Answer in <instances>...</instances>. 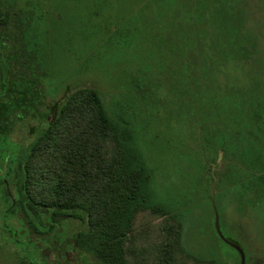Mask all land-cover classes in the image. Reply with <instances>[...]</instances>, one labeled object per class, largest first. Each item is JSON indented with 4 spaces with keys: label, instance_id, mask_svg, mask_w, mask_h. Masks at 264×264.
Wrapping results in <instances>:
<instances>
[{
    "label": "rangeland",
    "instance_id": "374dc122",
    "mask_svg": "<svg viewBox=\"0 0 264 264\" xmlns=\"http://www.w3.org/2000/svg\"><path fill=\"white\" fill-rule=\"evenodd\" d=\"M39 1L49 14L43 25L68 14L60 0ZM113 5L105 35L97 30L102 18L98 28L93 16L81 26L84 13L75 10L72 26H65L68 42L55 44L56 74L42 86L8 84L12 98L0 100V176L43 130L28 161L31 195L41 202L93 201L116 150L97 125L94 97L109 114L116 103L131 101L127 110L153 171V189L178 207L166 216L136 213L124 241L128 264H240L239 252L216 232L215 211L222 235L240 248L244 264H264V184L249 188L264 173V0ZM133 16L142 26L140 42L118 58H97L107 36ZM83 27L94 33L82 37ZM244 151L260 156L261 171L241 162ZM20 215L6 216L0 188V264L21 258L99 264L74 243L83 224L65 221L59 236L38 234ZM97 216L93 206L92 219Z\"/></svg>",
    "mask_w": 264,
    "mask_h": 264
},
{
    "label": "trees",
    "instance_id": "16d2710c",
    "mask_svg": "<svg viewBox=\"0 0 264 264\" xmlns=\"http://www.w3.org/2000/svg\"><path fill=\"white\" fill-rule=\"evenodd\" d=\"M60 1L62 5H59V9H64L68 14L62 13L58 21L51 19L43 25L42 21L49 14L39 0H0V49L4 53L3 61L0 59V100L9 101L12 98L7 92L9 83H31L37 87L42 86L45 79L55 76V44L61 40L68 42L67 37H64L65 26H72V16L78 14L76 9L84 13V19L79 22L81 26L93 16L98 28L102 18L104 24L97 30H102L101 34L105 35L110 30L111 11L113 7L116 8L113 1L123 0ZM102 8L109 9V14L102 13ZM86 31L85 27L81 29L82 37H87V32L94 33L92 27ZM70 32H74V29L70 28L68 34ZM141 33L142 26L137 17L128 18L107 36L96 57L106 59V55L110 53L114 59L118 58L124 50L131 48L132 43L140 42ZM137 34L139 35L136 36ZM105 49L108 51L106 54ZM137 80L139 82L141 78L137 77ZM94 100L97 125L116 143L114 156L107 163L94 200L89 203L87 200L76 199L41 202L31 195L28 189V161L44 134L43 130H38L36 137L5 163L6 170L0 176L2 200L6 216H17L20 213L18 217L21 223L27 224L38 234L54 232L59 236L57 230L65 221L83 224L73 234L74 243L81 251L92 256L99 264H128L124 241L132 228L136 213L147 210L166 216L178 204L160 200L153 189V171L147 166L139 144V134L128 112L132 108V102L116 103L109 114L97 95ZM240 157L245 166L248 165L255 171L261 168L257 166L261 165L259 155L244 151ZM252 183L264 184V173L257 174L249 182V188ZM93 206L98 212L95 219H92ZM14 264L33 263L21 258Z\"/></svg>",
    "mask_w": 264,
    "mask_h": 264
},
{
    "label": "water",
    "instance_id": "95a60500",
    "mask_svg": "<svg viewBox=\"0 0 264 264\" xmlns=\"http://www.w3.org/2000/svg\"><path fill=\"white\" fill-rule=\"evenodd\" d=\"M215 209V208H214ZM215 229H216V232L218 234V236L220 237V239H222V241H224L226 244L234 247L238 252H239V255H240V264H244V256L242 254V251L240 250V248L235 245L234 243L228 241L221 233L220 229H219V225H218V215H217V212L215 211Z\"/></svg>",
    "mask_w": 264,
    "mask_h": 264
}]
</instances>
